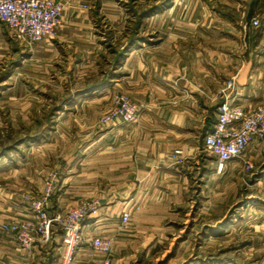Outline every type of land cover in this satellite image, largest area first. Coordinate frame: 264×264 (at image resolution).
Wrapping results in <instances>:
<instances>
[{"label": "crops", "instance_id": "1", "mask_svg": "<svg viewBox=\"0 0 264 264\" xmlns=\"http://www.w3.org/2000/svg\"><path fill=\"white\" fill-rule=\"evenodd\" d=\"M58 1L63 13L56 33L21 59L52 61L81 80L60 112L75 114L77 104L107 99L115 90L143 101L146 109L136 123L101 124L96 139L74 146L68 184L57 190L50 209L64 210L96 194L92 182L98 179L109 195L120 197L112 205L108 196V208L129 210L131 220L123 228L121 219L101 212L85 220L84 233L112 237V264H128L173 236L168 229L187 226L190 190H247L232 196L235 203L244 201L243 212L240 222L232 218L227 227L239 225L257 237L252 242L264 243V141H253L246 151L250 160L261 162L250 174L239 159L219 171L215 158L202 153L222 101L217 93L227 80L243 108L264 102V0ZM9 33L0 23V40ZM197 208L202 217L193 218L195 225L206 217L201 225L218 226L217 204L206 200ZM32 215L18 194L0 190V264H57L61 235L56 230L50 241H37L27 251L2 229L3 223ZM102 257L84 245L73 264H100Z\"/></svg>", "mask_w": 264, "mask_h": 264}, {"label": "rangeland", "instance_id": "2", "mask_svg": "<svg viewBox=\"0 0 264 264\" xmlns=\"http://www.w3.org/2000/svg\"><path fill=\"white\" fill-rule=\"evenodd\" d=\"M262 19L260 23L264 22ZM23 46L26 45L11 31L6 41L0 40V190L18 194L28 203L27 196L40 197L48 183L52 182L53 196L57 190L67 186V160L74 146L81 148L84 140L98 137L101 116L113 106L117 94L125 92L115 90L107 99L84 103L83 107L77 104L79 111L75 114L62 113L59 108L71 90L82 85L81 80H73L65 73L66 69L52 61L41 62L34 58L23 61V54L32 53L30 46L28 49ZM106 106L108 108L103 111ZM202 153L208 155L204 150ZM253 163V171H256L261 162ZM223 181L221 178V183ZM99 184L98 179H93L92 186L97 188V192L101 189L83 200L99 199L103 206L101 212L121 219L122 210L108 208L109 204L105 202L113 198V205L120 197L112 193L109 195L106 188ZM190 191V205L193 204V207L188 212L187 226L168 229L173 236L157 243L147 257L137 255L135 261L128 264H264V243L252 242L257 237L251 238V234L244 233V228L239 225L227 227L232 218L240 222L243 212L241 204L244 201L235 203L232 196L247 190ZM52 198L47 205L51 214H62L68 209L52 211ZM206 200L217 204L218 226L201 225L206 217L195 225L202 217L197 214V207ZM82 201L69 208L78 207ZM32 214L31 217L12 219L10 222L31 219L34 217ZM196 215L198 220L194 221ZM54 230L62 238L61 227L54 226ZM229 230L236 233L228 236ZM163 234L168 233L165 231Z\"/></svg>", "mask_w": 264, "mask_h": 264}, {"label": "built area", "instance_id": "3", "mask_svg": "<svg viewBox=\"0 0 264 264\" xmlns=\"http://www.w3.org/2000/svg\"><path fill=\"white\" fill-rule=\"evenodd\" d=\"M63 4L58 0H0V23L5 24L18 40L27 46L50 38L61 23ZM252 23L259 24L258 18ZM232 80H227L217 93L222 100L217 107L214 127L205 135L203 150L215 158L221 171L229 162L241 160L246 171L252 172L254 163L246 157V151L255 140L264 141V102L245 109L235 102ZM146 109L143 101L134 102L127 93H119L111 106L101 116L102 124L114 122L136 123ZM181 154V150H176ZM52 182L40 197L27 196L28 206L34 213L31 219L3 223L2 229L12 233L20 248L30 251L37 241L51 239L54 226L62 230L61 252L57 264H73L78 251L88 245L102 254L100 264H112L114 241L109 236L87 238L83 227L86 219L97 217L103 208L99 199L83 200L78 207L68 208L62 214H51L47 209L52 198ZM131 220L127 209L121 213V226Z\"/></svg>", "mask_w": 264, "mask_h": 264}, {"label": "trees", "instance_id": "4", "mask_svg": "<svg viewBox=\"0 0 264 264\" xmlns=\"http://www.w3.org/2000/svg\"><path fill=\"white\" fill-rule=\"evenodd\" d=\"M154 8H152L151 10H153Z\"/></svg>", "mask_w": 264, "mask_h": 264}]
</instances>
